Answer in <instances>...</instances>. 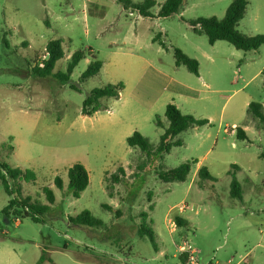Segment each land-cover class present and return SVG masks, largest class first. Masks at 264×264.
I'll use <instances>...</instances> for the list:
<instances>
[{"label":"rangeland","instance_id":"rangeland-1","mask_svg":"<svg viewBox=\"0 0 264 264\" xmlns=\"http://www.w3.org/2000/svg\"><path fill=\"white\" fill-rule=\"evenodd\" d=\"M155 1L157 16L166 0ZM232 1L187 0L170 17L144 18L117 0H0V165L20 171L17 180L7 175L13 197L0 178V264H190L178 254L184 240L201 264H264V126L247 114L250 103L264 105V45L249 52L226 41L211 45L190 25L222 19ZM248 1L237 30L264 35V0ZM53 39L63 40L65 51L54 73L66 71L74 52L87 53L66 85L35 71ZM175 49L199 62V75L176 65ZM94 55L102 70L80 83ZM120 82V98L103 101L108 110L82 115L92 90ZM168 104L209 124L180 134L183 145L161 159H148L127 139L138 131L156 147L169 125ZM186 162L196 164L185 182L160 180L161 169ZM76 163L90 174L79 199L67 191ZM233 165L242 200L230 194ZM202 166L214 180L198 177ZM120 167L117 184L112 176ZM45 188L54 192L52 205ZM16 196L50 209L8 216ZM182 204L188 209L179 212ZM84 210L102 225L74 223ZM141 212L153 221L156 245L139 235ZM177 217L187 224H176Z\"/></svg>","mask_w":264,"mask_h":264},{"label":"trees","instance_id":"trees-1","mask_svg":"<svg viewBox=\"0 0 264 264\" xmlns=\"http://www.w3.org/2000/svg\"><path fill=\"white\" fill-rule=\"evenodd\" d=\"M120 4H123L126 9H132L136 11L140 16L144 18H167L179 11H181L186 4L187 0H166L161 6L157 16L151 13V10L157 5L155 0H145L142 3H133L131 0H117ZM249 6L248 0H233L226 10V13L222 19L216 17L211 18H199L195 21H191L190 25L197 33L205 34L211 45H214L218 41H226L232 44L237 50L244 52L257 51L264 45V35L247 36L240 33L237 30L239 23L245 18ZM159 36V35H158ZM154 42L158 39L155 37ZM163 45V42L160 41ZM63 40L53 39L48 42L46 46V57L43 60V66L38 68L37 74L41 76H52L63 85L69 83L71 75L79 63L87 57V53L83 50L74 52L70 58L65 72L54 73L56 64L65 57V51L63 48ZM89 53L92 54V50L89 49ZM174 57L177 66H186L188 70L195 75H199V62L190 58L184 54L180 49H175ZM103 67V63L99 61L95 55L93 61L89 64L87 70L81 75L80 83H85L90 78H93L100 74ZM261 74L264 76V69ZM73 91L80 92V88L75 85H70ZM125 86L123 83L107 84L101 88H95L84 99L82 105V115L92 116L95 113L108 110V106L103 102L109 99H119ZM247 114L252 115L254 120H259L264 126V105L260 103H250L247 109ZM165 117L168 120V127L164 129L163 134L160 136L159 144L154 147L148 140L138 131L134 132L132 136L127 139V143L131 148H138L148 159H161L165 154H169L173 146H182L183 141L177 139L180 134L187 131L190 128L201 127L209 124L207 119H197L191 115H184L174 104H168L165 111ZM258 129L260 125H257ZM236 135L239 139L246 140V131L242 128H237ZM260 158L264 159V151L260 154ZM196 163L186 162L176 168L161 169L159 172V178L165 183L172 182H185L188 176L191 174L192 166ZM0 178L4 185L6 193L13 197L16 190H12L7 175L12 179L17 180L16 176H19V170H12L7 164L0 165ZM232 169V182H231V196L234 198L243 199L242 189L240 183L236 177V172L239 171L237 165H233ZM28 172H26L27 174ZM124 175L122 167L118 168V173L112 176L114 183H120ZM197 175L202 180H214L207 167L202 166L198 169ZM55 184L58 188L63 189V182L59 177H56ZM90 185V174L88 170L81 164L76 163L68 170V193L75 199H79L82 193ZM46 197L50 205L55 202L54 192L45 188ZM50 209L49 205H40L31 203L30 199L20 200L17 196L10 199L8 205L5 208L6 215H13L17 218L29 217L30 213L36 215L44 214ZM12 210V212H11ZM153 207H150V211ZM141 222L139 225V235L148 237L150 242L156 245L157 236L153 228V221L149 219L147 212H141ZM35 219V218H34ZM76 224L84 225L91 228H99L102 225V221L93 217L89 210H84L76 218L73 219ZM176 224L184 226L187 222L179 217L176 218ZM181 258H187L182 256ZM43 260V259H42Z\"/></svg>","mask_w":264,"mask_h":264},{"label":"built area","instance_id":"built-area-1","mask_svg":"<svg viewBox=\"0 0 264 264\" xmlns=\"http://www.w3.org/2000/svg\"><path fill=\"white\" fill-rule=\"evenodd\" d=\"M186 209H188V206L186 204H182L179 207V212H183ZM169 223H170V227L173 228L174 224L172 220H170ZM177 250L179 255L187 256V258H189L190 264H201L200 259L197 255L198 253L197 250L194 249V247L188 240H184L183 243L177 247ZM208 264H212V263H208Z\"/></svg>","mask_w":264,"mask_h":264}]
</instances>
